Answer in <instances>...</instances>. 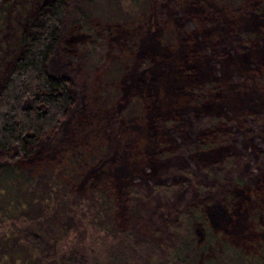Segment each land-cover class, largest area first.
<instances>
[{"label": "rangeland", "instance_id": "374dc122", "mask_svg": "<svg viewBox=\"0 0 264 264\" xmlns=\"http://www.w3.org/2000/svg\"><path fill=\"white\" fill-rule=\"evenodd\" d=\"M258 2L163 0L158 11L155 0L70 1L50 71L68 80L76 102L44 157L94 149L80 185L114 194L117 233L107 227L86 240L88 264H187L174 247L189 232V211L234 247L264 242ZM4 15L0 73L15 26ZM13 184L0 178V235L13 222L5 215L22 212Z\"/></svg>", "mask_w": 264, "mask_h": 264}, {"label": "trees", "instance_id": "16d2710c", "mask_svg": "<svg viewBox=\"0 0 264 264\" xmlns=\"http://www.w3.org/2000/svg\"><path fill=\"white\" fill-rule=\"evenodd\" d=\"M12 1L0 8L3 19L15 23L11 45L8 41L5 47L11 55L4 59L0 73V178L14 183L10 189L17 195L22 192L23 202L17 205L23 208L19 214L5 215L13 222L0 235V256L10 255L6 264H88L90 241L86 240L107 227L117 233L114 194L100 184L80 185L94 149L87 154L74 147L70 155L61 151L54 161L44 157L48 144L59 139L61 125L76 102L68 80L50 71V57L71 0ZM162 1L155 0L158 11H164ZM16 2L27 8L24 14L14 11ZM222 2L237 7L244 0ZM258 3V10L264 7V0ZM261 155L264 171V151ZM22 220L23 224L16 223ZM204 220L191 211L183 219L189 232L174 252L187 264H264V242L248 243L246 250L235 248L228 236L217 234ZM19 250L22 256L17 262Z\"/></svg>", "mask_w": 264, "mask_h": 264}]
</instances>
